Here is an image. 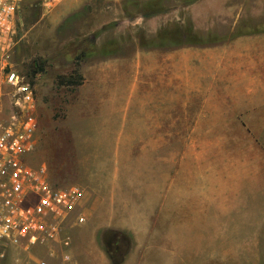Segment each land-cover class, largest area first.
Instances as JSON below:
<instances>
[{
	"label": "rangeland",
	"instance_id": "1",
	"mask_svg": "<svg viewBox=\"0 0 264 264\" xmlns=\"http://www.w3.org/2000/svg\"><path fill=\"white\" fill-rule=\"evenodd\" d=\"M73 1L23 0L9 62L30 79L28 65L48 61L33 84L39 128L29 161L46 164L53 184L84 187L87 220L67 224L72 242L64 253L0 245V264H115L109 243L118 232L129 240L118 264H243L232 258V150L239 164L246 135L262 131L146 130L159 101L148 97L149 85L135 86L130 64H106L129 61L137 49L178 45L183 33L188 44L259 33L264 2L235 0L244 10L232 19V0ZM159 6L172 9L158 23L136 17ZM76 69L81 85L60 83ZM154 134L162 144H149ZM188 201L199 209H186Z\"/></svg>",
	"mask_w": 264,
	"mask_h": 264
},
{
	"label": "crops",
	"instance_id": "2",
	"mask_svg": "<svg viewBox=\"0 0 264 264\" xmlns=\"http://www.w3.org/2000/svg\"><path fill=\"white\" fill-rule=\"evenodd\" d=\"M236 3L232 0V19L244 10ZM171 9L136 17L158 23ZM235 27L232 25V33ZM127 59L106 65L130 64L135 86L138 82L149 85L148 97L154 103L159 101L143 127L146 130L232 128L255 135L262 131L256 137L252 132L246 135L249 144L242 159L238 157L239 164H233L232 150V235L238 236L232 258L243 259V264H264V30L244 32L228 41L159 44L137 49ZM152 140L149 144H162L156 134ZM187 203L186 209L195 205L199 209V202ZM55 249L57 254L66 250L61 245Z\"/></svg>",
	"mask_w": 264,
	"mask_h": 264
},
{
	"label": "built area",
	"instance_id": "3",
	"mask_svg": "<svg viewBox=\"0 0 264 264\" xmlns=\"http://www.w3.org/2000/svg\"><path fill=\"white\" fill-rule=\"evenodd\" d=\"M22 1L0 0V245L26 251L43 246L54 256L57 245H71L65 233L67 224L87 220L83 210L86 190L75 183L53 184L46 164L29 161L39 128L35 87L9 62ZM63 1L41 0L47 7ZM64 258L71 256L66 252Z\"/></svg>",
	"mask_w": 264,
	"mask_h": 264
},
{
	"label": "trees",
	"instance_id": "4",
	"mask_svg": "<svg viewBox=\"0 0 264 264\" xmlns=\"http://www.w3.org/2000/svg\"><path fill=\"white\" fill-rule=\"evenodd\" d=\"M163 8L170 9L171 7L170 6L169 7H167V6H163V7H161V6H159V7H153L148 12H142V13H146L147 14L149 12H156V11H160ZM180 31H181V29H180ZM186 37H187V34H184L183 33V36L181 37V39H182L181 40V43H186V42H184V40H185ZM84 55H85V53L84 52H81L79 55L76 56L75 63H77V65L80 64V61H81V59L83 58ZM47 64H48V61L47 60L42 59V58H38V59H35L31 64L28 65L27 74L29 75L30 81L32 82V84H35L36 77L40 73H42V72L45 71V69L47 67ZM83 81H84V77L80 73L79 69H76L75 72L72 73L71 75L61 76L60 77V83L63 84V85H67V86H78V85H81L83 83ZM115 235L119 239L126 240L127 241V245L126 246H129L128 237L126 238V236L123 233L118 232ZM126 246L123 247L122 252L116 253V251L110 245V249L112 250L111 252H112L113 262L115 264H118L119 262H121L123 260V257L125 256V253H126V250L128 249V247L126 248Z\"/></svg>",
	"mask_w": 264,
	"mask_h": 264
},
{
	"label": "flooded vegetation",
	"instance_id": "5",
	"mask_svg": "<svg viewBox=\"0 0 264 264\" xmlns=\"http://www.w3.org/2000/svg\"><path fill=\"white\" fill-rule=\"evenodd\" d=\"M114 242V243H113ZM126 241L124 239H119L115 234L110 238V245L116 251V253L122 252L123 247H125Z\"/></svg>",
	"mask_w": 264,
	"mask_h": 264
},
{
	"label": "water",
	"instance_id": "6",
	"mask_svg": "<svg viewBox=\"0 0 264 264\" xmlns=\"http://www.w3.org/2000/svg\"><path fill=\"white\" fill-rule=\"evenodd\" d=\"M10 70V67H7L6 71H9Z\"/></svg>",
	"mask_w": 264,
	"mask_h": 264
}]
</instances>
